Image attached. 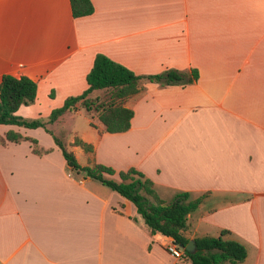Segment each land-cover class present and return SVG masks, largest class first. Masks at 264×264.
I'll use <instances>...</instances> for the list:
<instances>
[{
	"label": "crops",
	"instance_id": "crops-1",
	"mask_svg": "<svg viewBox=\"0 0 264 264\" xmlns=\"http://www.w3.org/2000/svg\"><path fill=\"white\" fill-rule=\"evenodd\" d=\"M91 2V13L74 16L70 0H0V79L37 85L16 113L47 119L88 86L98 52L138 74L196 71L184 82L143 79L125 102L124 131L104 130L80 107L46 125L92 144L68 145L81 165L134 166L165 199L207 191L183 233L226 228L246 246L238 264H264V0ZM7 129L44 150L0 143V264H191L149 232L130 199L73 169L45 127L0 123Z\"/></svg>",
	"mask_w": 264,
	"mask_h": 264
},
{
	"label": "trees",
	"instance_id": "trees-1",
	"mask_svg": "<svg viewBox=\"0 0 264 264\" xmlns=\"http://www.w3.org/2000/svg\"><path fill=\"white\" fill-rule=\"evenodd\" d=\"M74 16L89 14L93 10L91 0H70ZM187 73L173 68L161 72L138 74L124 64L115 61L104 53L98 52L92 66L86 74L88 86L79 94L68 95L60 106L51 109L47 119L40 117L26 118L16 113L20 104H28L36 97V81L27 76L4 73L0 79V123L16 124L27 127L43 126L52 135L66 162L75 170L96 178L123 196L130 199L142 216L150 233L160 232L172 237L178 244H185L190 239L183 233L187 227L188 214L202 203L207 191L196 196L182 190L176 191L170 199L161 197L153 180L134 166L116 170L114 167L93 161L81 165L69 144L80 145L91 151L92 144L75 137L70 143L64 130L53 132L46 126L57 120L64 112L82 108L91 119H98L109 132L124 131L130 127L133 109L126 106L127 99L142 87V80L147 79L162 84L184 82L197 76L193 71L191 78ZM98 90L92 94L93 90ZM27 139L32 143L34 152L42 149L34 137L24 135L14 129L0 132V143ZM116 174L117 177H112ZM196 250L184 249L191 264H238L247 254L245 244L230 236L226 228L217 235H195Z\"/></svg>",
	"mask_w": 264,
	"mask_h": 264
},
{
	"label": "built area",
	"instance_id": "built-area-1",
	"mask_svg": "<svg viewBox=\"0 0 264 264\" xmlns=\"http://www.w3.org/2000/svg\"><path fill=\"white\" fill-rule=\"evenodd\" d=\"M165 246L168 249V251L175 257H178L180 259H187V255L184 251L185 248L180 246L175 240L167 236V240L165 241Z\"/></svg>",
	"mask_w": 264,
	"mask_h": 264
},
{
	"label": "water",
	"instance_id": "water-1",
	"mask_svg": "<svg viewBox=\"0 0 264 264\" xmlns=\"http://www.w3.org/2000/svg\"><path fill=\"white\" fill-rule=\"evenodd\" d=\"M179 245L190 252H194L196 250V244H195L194 238H190L187 243L185 244L181 243Z\"/></svg>",
	"mask_w": 264,
	"mask_h": 264
},
{
	"label": "rangeland",
	"instance_id": "rangeland-1",
	"mask_svg": "<svg viewBox=\"0 0 264 264\" xmlns=\"http://www.w3.org/2000/svg\"><path fill=\"white\" fill-rule=\"evenodd\" d=\"M47 126V125H46ZM48 128H50V126H47ZM59 128H63L67 131L68 134H70V122L68 120H65L64 122H62L59 125Z\"/></svg>",
	"mask_w": 264,
	"mask_h": 264
}]
</instances>
